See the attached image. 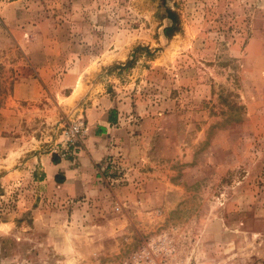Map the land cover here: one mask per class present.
<instances>
[{"label":"rangeland","instance_id":"rangeland-1","mask_svg":"<svg viewBox=\"0 0 264 264\" xmlns=\"http://www.w3.org/2000/svg\"><path fill=\"white\" fill-rule=\"evenodd\" d=\"M103 96L135 158L41 194L37 159ZM171 227L195 262L264 264V0H0V264H128Z\"/></svg>","mask_w":264,"mask_h":264},{"label":"crops","instance_id":"crops-1","mask_svg":"<svg viewBox=\"0 0 264 264\" xmlns=\"http://www.w3.org/2000/svg\"><path fill=\"white\" fill-rule=\"evenodd\" d=\"M101 102V103H100ZM84 110L83 117L86 122V135L83 140L82 150L79 151L76 156H69L68 158H60L57 162L51 160V154L49 153L45 157H41L36 162L33 170V183L39 187V191L43 195L50 194V189H54V193L60 198H75L83 193H94L96 188L93 185L96 177L97 164L104 160L108 155L115 153L120 149L122 154L127 155L130 159L135 158V153L132 155V149L141 147L136 141V137L128 133L131 130L128 119L121 112L119 103L111 101L109 98L99 97L95 101L88 105ZM61 173L64 177L61 183L55 181V175ZM43 188V189H42ZM56 197V196H55ZM170 215V210L167 213ZM187 221L192 220V215H185ZM187 235L192 231V227L188 224ZM178 230V229H177ZM182 244V252L188 254L189 241L188 237H184ZM253 230L250 233L253 234ZM254 239L251 235L249 238V244L253 252ZM203 251H202V250ZM199 248L197 251L199 254H206L204 248ZM193 253L195 252L192 250ZM220 258V256H219ZM195 264L203 263L201 258H196ZM194 260H192V263Z\"/></svg>","mask_w":264,"mask_h":264},{"label":"built area","instance_id":"built-area-1","mask_svg":"<svg viewBox=\"0 0 264 264\" xmlns=\"http://www.w3.org/2000/svg\"><path fill=\"white\" fill-rule=\"evenodd\" d=\"M86 135V122L84 118L78 117L65 125L60 133L58 145L53 152L60 158L76 156L82 150L83 140ZM107 166L114 163L109 158ZM114 211L120 212L121 205H114ZM179 231L176 227L154 232L145 238L128 258V264H195L193 251L195 242H189V253L182 252V242L177 238ZM185 234V233H183Z\"/></svg>","mask_w":264,"mask_h":264},{"label":"trees","instance_id":"trees-1","mask_svg":"<svg viewBox=\"0 0 264 264\" xmlns=\"http://www.w3.org/2000/svg\"><path fill=\"white\" fill-rule=\"evenodd\" d=\"M165 11H166V16L169 19L170 23L169 25L164 27L163 31L165 36L171 37L175 32L179 30V18H178V14L174 10L170 8H166ZM58 159L59 157L56 154H52L51 160L53 162H57ZM63 179L64 177L61 173L55 175L56 182L61 183Z\"/></svg>","mask_w":264,"mask_h":264}]
</instances>
